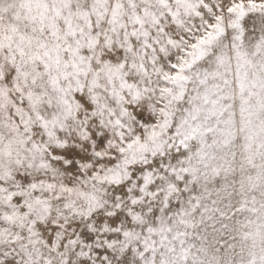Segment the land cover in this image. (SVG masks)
Returning a JSON list of instances; mask_svg holds the SVG:
<instances>
[{
  "label": "snow or ice",
  "instance_id": "snow-or-ice-1",
  "mask_svg": "<svg viewBox=\"0 0 264 264\" xmlns=\"http://www.w3.org/2000/svg\"><path fill=\"white\" fill-rule=\"evenodd\" d=\"M0 264H264V0H0Z\"/></svg>",
  "mask_w": 264,
  "mask_h": 264
}]
</instances>
